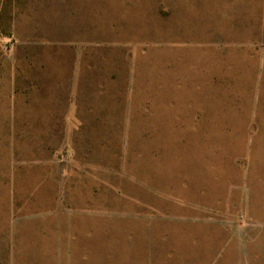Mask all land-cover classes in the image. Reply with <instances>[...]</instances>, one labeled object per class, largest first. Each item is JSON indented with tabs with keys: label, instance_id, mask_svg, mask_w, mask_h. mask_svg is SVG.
I'll return each instance as SVG.
<instances>
[{
	"label": "rangeland",
	"instance_id": "374dc122",
	"mask_svg": "<svg viewBox=\"0 0 264 264\" xmlns=\"http://www.w3.org/2000/svg\"><path fill=\"white\" fill-rule=\"evenodd\" d=\"M0 16L8 51L70 45L101 84L52 135L23 99L0 105V264H264V0Z\"/></svg>",
	"mask_w": 264,
	"mask_h": 264
},
{
	"label": "crops",
	"instance_id": "0c3cea01",
	"mask_svg": "<svg viewBox=\"0 0 264 264\" xmlns=\"http://www.w3.org/2000/svg\"><path fill=\"white\" fill-rule=\"evenodd\" d=\"M10 39H13L11 32H0V105L11 108L17 100L23 99L26 107L39 109L33 114L44 115L45 124L52 125L51 135L56 134L59 127L72 125L73 110H81L78 105L81 101L75 96L84 92L98 94L91 90L101 87L100 79L92 77L90 71H83L81 66L78 69L75 53L61 52L70 45L58 44L61 51L45 55L44 51H39L41 43L31 41L24 46L28 49L35 46L36 52H14L2 46ZM75 118L81 125L86 124L79 116Z\"/></svg>",
	"mask_w": 264,
	"mask_h": 264
}]
</instances>
